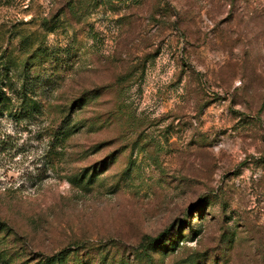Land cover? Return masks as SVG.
Here are the masks:
<instances>
[{
  "label": "rangeland",
  "instance_id": "1",
  "mask_svg": "<svg viewBox=\"0 0 264 264\" xmlns=\"http://www.w3.org/2000/svg\"><path fill=\"white\" fill-rule=\"evenodd\" d=\"M0 24L47 47L53 106L0 123V264H264V0H0Z\"/></svg>",
  "mask_w": 264,
  "mask_h": 264
},
{
  "label": "trees",
  "instance_id": "2",
  "mask_svg": "<svg viewBox=\"0 0 264 264\" xmlns=\"http://www.w3.org/2000/svg\"><path fill=\"white\" fill-rule=\"evenodd\" d=\"M40 26L43 28V34L54 30V25L50 24L47 19H43ZM14 33L20 34L22 48L19 54H15L10 48ZM47 55L48 49L43 44L32 48V39L21 34L17 27L7 28L4 24H0V123L4 119L19 123L21 120L39 117L44 110L53 107L49 103H41L36 99L45 83L39 77L30 76L32 62L39 61L40 56ZM91 94L93 93L90 91H81L76 98L75 106L61 107L63 108L62 115L66 118L62 119L58 127L53 130V137L57 144L63 143L69 133L74 130V121L70 119L71 113L76 107L80 109L83 100ZM4 148V138L0 133V151ZM83 174L80 175L81 178H84ZM75 179L76 176H73L70 181L73 182ZM147 253L144 252V255L147 256Z\"/></svg>",
  "mask_w": 264,
  "mask_h": 264
}]
</instances>
